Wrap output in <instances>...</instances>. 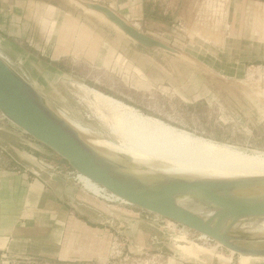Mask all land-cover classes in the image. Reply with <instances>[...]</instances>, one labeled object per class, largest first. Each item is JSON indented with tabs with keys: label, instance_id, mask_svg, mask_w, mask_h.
Listing matches in <instances>:
<instances>
[{
	"label": "rangeland",
	"instance_id": "rangeland-1",
	"mask_svg": "<svg viewBox=\"0 0 264 264\" xmlns=\"http://www.w3.org/2000/svg\"><path fill=\"white\" fill-rule=\"evenodd\" d=\"M36 1L55 5L71 16L73 30L70 37L72 40L77 39L75 43L80 38L78 23L82 30L83 27L86 28L89 51L87 58L71 54L62 62L51 63L40 55L43 46L39 45H44L46 39H35L34 43L22 45L21 50L10 45L5 47L0 41V58L40 92L47 101L48 108L57 116L83 125L98 137L117 142L106 124L97 116L89 96L79 89L87 86L193 136L240 151L264 154V68H261L264 65L251 63L243 67L234 66L233 63L220 62L222 55L219 58L216 53H211L217 59L214 61L213 57L210 58L207 45L211 43L213 48L215 45L222 46L223 32H215L209 38L210 33L205 29L200 32L202 36L193 35L180 18L182 6H177L176 0H148V4H157L161 15L128 23L147 36L182 52L195 61L194 64L163 52L153 56L144 53L110 26L70 6L68 0ZM86 1L104 5L99 0ZM221 2H216L215 10H220V5L221 10L224 8L225 3ZM209 4L210 7L212 3ZM39 10L37 7L33 8L36 14ZM217 13H221L219 18L223 16V12ZM68 16L65 15V21ZM181 23H184L183 26ZM84 38L82 34L81 39ZM199 42L204 45L195 47ZM110 49H113L115 56L109 54ZM119 56L122 60L118 59ZM226 68L228 69L225 70ZM85 141L97 148L92 141ZM50 154V157L43 156L38 160L50 162L57 167L54 163L56 155ZM136 163L150 167L141 162ZM35 164L42 169L39 163ZM153 170L158 172L159 168L155 167ZM122 207L124 210L119 208L110 211L121 217L126 216L124 213L135 214V219L142 222L140 230L146 234L148 245L143 255L129 256L124 252V257L128 260L120 264H174L177 259H193L183 256L178 245L179 248L190 251L191 247L186 246L190 243L199 245L198 248L217 247L214 242L199 240L200 236L193 231H183L182 227L176 228L166 223L156 224L147 220L139 210ZM240 237L245 240L239 245L264 249V242L258 240L259 237L251 234H241ZM216 251L221 254L219 259L207 253H198L200 261L242 264L244 260L221 247H217ZM120 259L123 260V257ZM258 261H252V264Z\"/></svg>",
	"mask_w": 264,
	"mask_h": 264
},
{
	"label": "crops",
	"instance_id": "crops-1",
	"mask_svg": "<svg viewBox=\"0 0 264 264\" xmlns=\"http://www.w3.org/2000/svg\"><path fill=\"white\" fill-rule=\"evenodd\" d=\"M99 1L128 22L161 15L157 4H148V0ZM217 1L176 0V4L182 6L180 18L193 35L202 36L200 32L205 29L210 33L209 38L215 32H223L222 46L213 48L208 43L209 55L216 53L219 58L222 55L220 62L234 66L264 65V0H221L224 8L221 10L219 4L220 10H215ZM209 3H212L210 7ZM36 7L40 9L37 14L33 12ZM217 12H223V16L219 18L221 13ZM65 15L69 14L50 3L0 0V41L5 47L10 45L21 50L22 45L34 43L35 39H46L44 45H39L43 46L40 55L51 63L62 62L71 54L87 58L86 28L82 30L78 23L80 38L75 43L77 39L70 37L72 18L69 15L65 21ZM201 45L204 43L199 42L195 47ZM109 54L115 56L113 49ZM43 156L50 157L33 139L0 125V264H120L128 259L113 257L115 241L122 244L125 255H143L148 239L140 230L142 222L135 219V214L124 213L123 217L113 214L84 191L68 185L66 179L71 178L65 173L64 177H56L51 172L37 176L25 167L28 164L39 171L35 163ZM186 246L192 251L177 247L183 256L193 259H177L174 264H215L201 262L198 253L217 259L221 255L216 251L218 245L201 246L203 249L194 243ZM254 264H264V260Z\"/></svg>",
	"mask_w": 264,
	"mask_h": 264
},
{
	"label": "water",
	"instance_id": "water-1",
	"mask_svg": "<svg viewBox=\"0 0 264 264\" xmlns=\"http://www.w3.org/2000/svg\"><path fill=\"white\" fill-rule=\"evenodd\" d=\"M70 6L113 28L129 43L148 55L163 52L194 64L191 58L147 36L111 7L86 0H68ZM0 125L30 137L47 153L56 155L57 169L71 179L84 176L96 184L101 195L124 207L172 222L205 236L234 255L264 258V249L246 248L237 230L241 223L264 220V176L231 180L156 178L136 173L130 160L114 162L100 157L65 120L14 78L0 62ZM53 160V159H52ZM53 160V161H54ZM37 176L47 173L26 164ZM68 167V168H67ZM191 199L210 213L204 217L180 205Z\"/></svg>",
	"mask_w": 264,
	"mask_h": 264
},
{
	"label": "bare ground",
	"instance_id": "bare-ground-1",
	"mask_svg": "<svg viewBox=\"0 0 264 264\" xmlns=\"http://www.w3.org/2000/svg\"><path fill=\"white\" fill-rule=\"evenodd\" d=\"M0 62L14 78L47 106V101L37 89L15 72L2 58H0ZM79 89L89 96L97 116L106 124L117 142L98 137L95 132L83 125L66 117L63 118L60 115L59 117L76 130L83 142L100 157L114 162L124 161L127 157L131 164L139 167L136 173L158 179L168 177L187 180H231L264 176V154L240 151L227 145L193 136L186 131L171 127L157 118L147 116L95 89L87 86H81ZM85 139L92 141L100 149L90 146ZM136 162L150 165V167L147 168ZM44 165L48 169H54L52 175L64 177L60 170H55L56 167L48 163ZM155 167L159 168L158 172L153 170ZM79 178V181L66 179V183L84 191L109 210L123 209L122 206L116 205L101 195L98 186L88 178L84 176ZM179 203L198 215L207 218L210 216L209 212L194 204L189 198L180 200ZM237 230L259 237L258 240L264 242V220L241 223L237 226ZM199 236L201 240H209L205 236ZM239 257L244 259L242 264H252V261L264 260V258L250 256Z\"/></svg>",
	"mask_w": 264,
	"mask_h": 264
},
{
	"label": "built area",
	"instance_id": "built-area-1",
	"mask_svg": "<svg viewBox=\"0 0 264 264\" xmlns=\"http://www.w3.org/2000/svg\"><path fill=\"white\" fill-rule=\"evenodd\" d=\"M261 68H264V66H261ZM37 163H39L40 164V166H42V170H44V171H47V172H49V171H51V173H53V170L54 169H48L43 163H42V161L41 160H39V161H36ZM55 170H58V169H55ZM105 197V196H104ZM107 198V197H106ZM107 199H109V198H107ZM109 200H111L113 203H115L116 205H120V204H118V203H116L114 200H112V199H109ZM121 206V205H120ZM145 215V218L147 219V220H149V221H152V222H154V223H156V224H163V223H166V224H168V225H170V226H174V227H181V226H179V225H177V224H174V223H172V222H169V221H166V220H163V219H161V218H158V217H155V216H150V215H146V214H144ZM167 225V226H168ZM182 230L184 231V230H187V231H189L190 232V230H188V229H186V228H184V227H182ZM209 242H212L211 240H208ZM122 247V244H117L116 243V241L113 243V257H115V258H125L124 257V253H123V249L121 248ZM127 258V257H126ZM128 259V258H127Z\"/></svg>",
	"mask_w": 264,
	"mask_h": 264
},
{
	"label": "trees",
	"instance_id": "trees-1",
	"mask_svg": "<svg viewBox=\"0 0 264 264\" xmlns=\"http://www.w3.org/2000/svg\"><path fill=\"white\" fill-rule=\"evenodd\" d=\"M145 14H146V18H149V15H148V7L147 8L145 7ZM155 17H156V15H155Z\"/></svg>",
	"mask_w": 264,
	"mask_h": 264
}]
</instances>
